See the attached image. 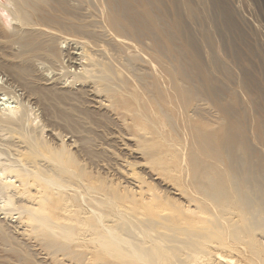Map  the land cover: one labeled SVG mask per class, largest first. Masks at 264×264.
I'll return each instance as SVG.
<instances>
[{
    "label": "bare ground",
    "instance_id": "obj_1",
    "mask_svg": "<svg viewBox=\"0 0 264 264\" xmlns=\"http://www.w3.org/2000/svg\"><path fill=\"white\" fill-rule=\"evenodd\" d=\"M8 1L14 6L10 12L11 17L8 16L10 22H14L11 23L12 31L2 36L0 45L11 49L8 55L10 63L0 62V69L16 74L17 79H37L41 71L38 69L40 60L43 58L53 62L58 54V29L64 26L61 24L65 21L58 19L57 12L69 11L61 0ZM96 2L104 6L102 25L96 33L108 32L121 45H130L131 39L128 35L133 34L134 39L139 38L142 34V24L145 29L154 27L155 20L146 2L139 6L140 15L120 0ZM1 3L0 1V6ZM65 28L71 32L84 33L85 30L84 25H65ZM8 29L10 30V27ZM93 30L90 32L93 33ZM95 49L100 50L99 47ZM158 51L160 52V49ZM189 53L184 48L179 50L185 65L177 70L168 67L156 55H151L148 61L153 72L152 81H146L141 73L130 71L127 68L129 62H120L117 55L109 57L111 63L99 60L100 53L99 57L96 54L98 58L89 53L82 55L83 59L87 60L88 66H85L84 72L88 82L94 79V86L107 98L108 104L103 105L128 121L127 130L144 162H155L158 151L153 150V146L157 144L156 137L159 133L172 141L179 139V125L185 111L196 105L193 103L199 100L198 90L191 87V69L196 72L195 76H200L198 79L202 78L204 81L201 83L202 88L213 90L212 80ZM68 56L70 57V54ZM113 61L118 65H113ZM52 72L54 73L53 70ZM112 76L118 81L116 87L113 85ZM46 80L49 81L48 78ZM3 86H0L1 91L5 90ZM57 86L52 84V89H59ZM49 88L50 86H47L46 91L50 90ZM52 89L47 93L36 90V101L40 100L39 102L45 105L46 94L58 99L57 92L60 90L53 89L52 92ZM64 89L61 98L68 100L70 96ZM91 90H86V94ZM241 94L244 97L246 95L242 89ZM93 96L95 97V94ZM214 102L219 111V116L214 120L195 117L194 110L188 114L191 128L188 135L194 139L187 157L189 180L183 182V186L176 190L177 194L184 198L185 205L178 203L176 198L171 200L162 191H156L155 187L143 188V178L136 176L131 163L123 166L128 170L126 174L132 186H120L121 190L116 185L105 184L101 178L91 177L77 153L69 149L70 144L61 139V133H58L54 126L57 119L48 121L47 118L48 123L39 124L38 127L26 125V110L24 112L17 107V111L15 106L13 109L10 107L9 112L11 110L14 114L17 111L19 114L12 115L14 119L0 117V145L4 151L11 154L9 160L3 164L1 162L0 165V214H3L0 219L5 220H0V241L4 256L17 259L19 264H96V261L98 264H199L198 259L205 250V243L211 237L222 233L219 222L212 224L206 220L205 215L210 214L209 208L212 206L217 212L231 210L237 215L240 214L238 223L245 228L242 230L237 225L235 227L238 228H233L231 224L229 235L235 241L244 238L253 255H264V246L254 238L255 230L264 232V131L260 127L262 123L250 116L249 128L260 146L256 153L246 144L245 125L239 119L229 118L225 104L219 100L218 103L216 100ZM94 103L100 106L98 101ZM171 107L178 111L181 109L177 120L172 115ZM165 127L168 129L166 132L163 131ZM44 132L49 134V140L45 139L47 136H43ZM194 144L197 145V150ZM252 156L257 157L256 163L251 161ZM13 213L17 214V220L15 225H10L6 220L12 218ZM11 228L16 230L14 233L20 234L19 239L12 234ZM18 240H23L24 244ZM24 240H33L49 262H36ZM219 246L226 245L221 242ZM218 258L223 259L220 254ZM4 262L0 259V264ZM260 264H264V260Z\"/></svg>",
    "mask_w": 264,
    "mask_h": 264
},
{
    "label": "rangeland",
    "instance_id": "obj_2",
    "mask_svg": "<svg viewBox=\"0 0 264 264\" xmlns=\"http://www.w3.org/2000/svg\"><path fill=\"white\" fill-rule=\"evenodd\" d=\"M0 1L2 2L0 6V40H3L2 36L12 31L11 28L13 24L11 23L14 21L10 22L8 16H10V12L14 6L13 3H10L8 0ZM66 1L61 0V3L66 6L70 14L57 12L58 19H60L61 22L65 21L61 24L64 25L61 26L63 29H58V56L56 55L53 62L43 58L40 60L39 64L37 62L39 71H42H40L41 74L39 72L40 77L37 79H32L30 77L17 79L18 76L16 74L0 69V86L4 85L3 88H5L4 91L0 90V117L2 119L6 117L14 119L15 117L13 118L11 116H15L14 114L16 113L18 115V109L24 110V112L26 110L24 113V122H26V120L28 121L26 125L29 124L30 126L34 125L38 127L39 124L48 123L47 118L48 121L50 119H57L55 120V125L52 122L50 123L58 129V133H61V139H63L65 143L70 144L69 149L77 153L81 163L91 177L101 178L104 180L105 184L116 185V187L121 190L123 187L132 186L128 174H126L127 168L123 166L131 163V165L134 166L133 171L137 174L136 176H141L143 178L141 184L143 188L155 187V190L157 188L156 191H162V193L169 196L171 200L177 199V202H181L180 204L182 205H185V201L183 197L177 194V189L183 186V182L189 180V162L187 157L190 153V144L194 143V139L188 135L191 130L188 114L190 115L191 110H194L195 117L198 116L206 120H214L219 116V111L214 105V101L216 100L217 102L219 100V102L225 104L227 107L229 118L233 117L232 119H239L245 125L246 144L250 145L257 153L260 146L254 133L249 128V121L250 116H253L256 120L258 119L262 123V126H260L261 130L264 131V0H120L128 4L129 7L139 15L141 11L139 7L140 4L146 2L149 12L155 20L154 27L152 28L145 29L144 24H142L140 27L142 34L139 38L134 39L133 34L131 36L128 35L131 39L130 45H127L128 47L121 45V43L115 40L108 32L105 34L96 33L99 31L98 27L102 25V11L104 9V6L99 5L96 0H92L94 2L91 0ZM5 22H7V24ZM83 22L84 24H82ZM65 25H84L85 30H83V32L85 34L82 33V31L71 32L69 29L65 28ZM9 27L10 30L8 29ZM92 30L93 33L90 32ZM104 39L105 42L108 40L109 42L105 43ZM84 44L85 46H83ZM113 44H115V46ZM96 47H99L100 50H94ZM181 48L186 49L188 53L190 52L189 55H192V57L199 62L206 76L212 80L213 90L210 91L208 88H202L201 83L204 81H202V78L198 79L200 76H195L196 72L194 73V70L191 69V87L198 90L197 97H199V100L193 103L196 105L189 107V109L185 111V115L182 117L179 125V139L172 141L166 138L162 133H159L156 137L157 144L153 146V150L158 151L155 162H144L143 157L139 154V149H137L135 143L131 140L132 138L127 130L126 124L128 121L118 116L115 111L111 110L109 107L103 105L104 103L108 104L107 98L102 91L97 90L94 86V79L88 82V78L84 72L88 65L86 64L87 60L83 59V54H94L96 57V54H98L99 57L100 53L102 59L99 57V60L104 62L108 61V63L112 61H109L110 56L117 55L120 62H129L127 68H129L130 71L141 73L145 76L146 81L147 79L152 81L151 77L153 72L148 61L149 57H151V55H156L159 59L163 60L168 67L170 66L177 70L179 67L185 65L179 55V50ZM80 49H84L83 51L85 53ZM159 49L161 53L158 51ZM10 51V48L0 45V62L6 63L8 61V63H10L8 57ZM165 53L170 60L166 57L167 55ZM69 54L70 57L68 56ZM120 54L123 56L121 57ZM104 57H106V59ZM187 57L189 58V56ZM126 58H130V60H126ZM178 59L181 60L178 61ZM130 62L132 63L130 64ZM84 63L85 65H83ZM81 64L83 65L82 67L80 66ZM113 65L116 66L118 63L113 61ZM62 67H64L63 70L66 72L62 70ZM79 71L81 74H79ZM50 75L53 76L50 77ZM77 75H79V77H77ZM113 77L114 76H112L111 79L113 85L116 87L118 81ZM47 78L49 81L46 80ZM54 78L58 80L55 81ZM22 80L26 82L31 81L30 83L34 85H28L30 83H26ZM66 80L67 82H65ZM48 82L52 83L49 84ZM52 84L59 86V89H55L60 90V92H57L60 99L59 96L58 99L56 97L55 99L54 96L46 94V106L40 103V100L37 102L36 96H38V94L35 93L36 90L47 93L52 89ZM47 86H50V90L48 91L45 89ZM91 86L94 89L91 88ZM27 88L28 90L26 91ZM53 89L52 92L55 90ZM63 89L69 94L68 96H70L71 99L69 98L66 100L65 98H61V93H64ZM88 89H92L93 91L91 90V92L86 94V90ZM241 89L245 91V97L242 96ZM91 93L93 95L95 94V97L91 95ZM232 95L234 96L233 100ZM95 101H98L100 106L94 103ZM14 106L16 109L18 107V109L15 111L16 113L12 114L11 110V113L9 112V109L10 107L13 109ZM102 110L103 112H101ZM171 110L172 115L177 120L178 112H180L181 109L178 111L171 107ZM100 113H103V115H100ZM44 119H46V121ZM163 129L164 132L168 130L167 127ZM43 136H47L48 138L46 137L45 139L49 140L48 133L44 132ZM127 140L128 142L126 143ZM1 147L0 145V153L3 154H0L2 155L0 156V165L1 162L3 164L11 157V154L4 151L3 147ZM194 148H197L196 144H194ZM124 156L128 157V159H125ZM251 161L256 163L257 157L252 156ZM120 165H122V167ZM120 167L124 171H122ZM121 174L122 176H120ZM231 207L233 208V206ZM209 213L210 214L205 215L206 220L212 224L219 222L222 233L217 237H211L205 243V250L198 259V261H200L199 264L262 263L264 255H253L254 253L249 250L244 238L235 241L229 235V229L232 228L230 226L231 224L233 228L240 227L242 230L245 228V226L238 223V216H240V214L237 215L231 210L217 212L216 208L213 206L209 208ZM2 215L3 214H0V217ZM16 215L17 214L13 213V217L6 220V223L15 225L17 220ZM0 220L3 222L5 221L4 219ZM236 225L238 227H235ZM246 226L248 225L246 224ZM11 231L15 237L18 239L20 238V234L14 233L16 230L11 228ZM254 238L264 246V232L255 230ZM24 239H27V237H24ZM18 241L24 244L23 240ZM24 242L29 252L35 256L34 260L36 262H49L45 259V255L41 252L39 247L35 246L36 243L33 242V240H24ZM221 242L226 246H219ZM2 247L3 245L0 241V259L5 261L2 264H19L17 259H8V257L4 256V249ZM218 254L223 257L222 260L218 258ZM96 262V264H98V261Z\"/></svg>",
    "mask_w": 264,
    "mask_h": 264
}]
</instances>
